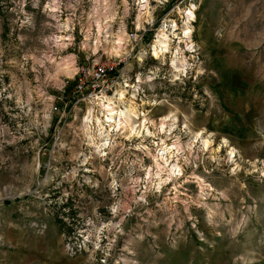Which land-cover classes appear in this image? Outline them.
<instances>
[{
  "label": "rangeland",
  "instance_id": "rangeland-1",
  "mask_svg": "<svg viewBox=\"0 0 264 264\" xmlns=\"http://www.w3.org/2000/svg\"><path fill=\"white\" fill-rule=\"evenodd\" d=\"M108 56L136 133L87 124L104 95L75 103L74 63ZM229 59L234 80L217 66ZM164 146L181 176L156 167ZM25 251L24 264H264V0H0V264Z\"/></svg>",
  "mask_w": 264,
  "mask_h": 264
},
{
  "label": "built area",
  "instance_id": "built-area-1",
  "mask_svg": "<svg viewBox=\"0 0 264 264\" xmlns=\"http://www.w3.org/2000/svg\"><path fill=\"white\" fill-rule=\"evenodd\" d=\"M175 28L177 27L169 23L168 20V22L166 24H163L162 27L159 28V30L157 31L158 33L160 29H162L163 35H165V37L162 38L159 34H157V37L164 39L165 41L164 46L159 43H154L155 45H157L156 48L158 54L163 55L167 52L168 49L166 50L165 48L169 47V31H175ZM127 35L130 41L137 42V40H141L140 37L142 33H129ZM190 41L191 40H187L186 37L185 41L183 42V49L189 51V53H192L194 51V48ZM159 47H161V49H159ZM148 52L152 54V44L149 47ZM120 63V59L115 60L113 57L110 56L104 57L103 60L91 59L89 62L86 63H74L72 92L76 94L77 97L75 99V103L83 102L88 105H93L92 108H94L98 106L96 101L99 100L98 98L100 96L104 95L106 97H111L113 95V93L115 92V88L118 86L119 82L122 83L121 89L124 92V88L128 86V83L127 79L122 77L123 67L120 66ZM89 100H94V102L91 103V101ZM102 111L105 110L102 109ZM85 114L87 113L85 112ZM86 117L87 124L92 126L90 114H87ZM103 123L105 128L106 122ZM124 140L128 141L129 139L127 140V138L124 137Z\"/></svg>",
  "mask_w": 264,
  "mask_h": 264
},
{
  "label": "bare ground",
  "instance_id": "bare-ground-1",
  "mask_svg": "<svg viewBox=\"0 0 264 264\" xmlns=\"http://www.w3.org/2000/svg\"><path fill=\"white\" fill-rule=\"evenodd\" d=\"M195 7H191L188 9V11H185V15H186V24H190L189 20H193L194 18V12L192 9H194ZM149 16V15H148ZM173 26H176L174 25L175 23H171ZM170 32V31H169ZM191 33V30H190V27H186L183 31V35L182 37H187V39H189V34ZM159 35L160 37L164 38L165 35H163V32L161 30V32H159ZM175 35V34H174ZM154 43H159V44H162L164 46L165 44V41L164 39H161L159 37H157V39L155 40ZM121 45V44H120ZM157 45H152V55L156 58L157 57ZM165 48V47H164ZM159 49H161V47H159ZM166 50L168 48H165ZM168 51V50H167ZM175 61H176V58L174 57V59H172V66L174 68H176V71L179 69L178 67H176L175 65ZM183 63V62H181ZM182 70V69H181ZM124 92L123 90L121 89H118L114 95L112 97H106V96H103V99L102 100H99L98 104L100 105V107L105 110V111H102L103 113L101 114V117L102 119H100L99 117L97 116H94L92 114V111L91 108H89L88 110V114H90L91 118L93 117V120L98 128V132L99 134H101L104 130V127H103V124L102 122H106V126H108L110 129L112 128H116V130H119L120 128L122 130L126 129L127 127L129 128L130 131L136 133V130H135V127H133L131 125V120L132 118L134 119H137L139 118V114H137L136 110H135V107L132 105V103H127V102H124V105L123 107H121V109H116V103L119 104V101H123L124 97ZM102 97V96H101ZM101 97H99L98 99H100ZM175 117L173 114H169L168 116L164 117L162 120H163V123L162 125L160 126V132L163 131L164 129V122L167 121V120H171V121H175ZM144 123V122H143ZM142 123V124H143ZM143 127V130L145 129L146 131V135L147 136H151L153 137L152 133L147 129L145 128L144 126ZM127 128V129H128ZM127 131V130H126ZM140 133V131H138V134ZM107 136V133L106 135ZM200 133H196L194 135V140H197V139H200L201 140V144H202V147L207 150L210 145H211V142L207 139V138H203V137H200ZM106 138V137H105ZM106 141V139L104 140ZM107 142V141H106ZM223 143V146H226L227 145V141L226 140H223L222 141ZM95 144V143H93ZM103 146H106V143L105 142H102L100 145H96L94 147H96V149H100L101 147ZM175 150L178 151V149L176 147H174ZM161 150V155L158 159H154V162L156 164V167L157 168H160V164L161 163H158V160L161 161L165 166L168 167V176H174V177H179L182 175L181 173V169H180V166L178 164V161L176 160L173 164H171V161H169V158L171 157V150H172V147H167V146H164ZM234 152V149L233 148H230V150L228 151V155L232 158L234 156L233 154ZM159 179V177H157ZM198 179V178H197ZM196 179V180H197ZM164 180H169V177L164 179ZM163 179H159V182L157 183L158 185V188L161 186V182L164 181ZM200 182H202L201 180H199ZM166 182V181H165ZM204 182V181H203ZM200 186L202 187L203 184L200 183Z\"/></svg>",
  "mask_w": 264,
  "mask_h": 264
},
{
  "label": "crops",
  "instance_id": "crops-1",
  "mask_svg": "<svg viewBox=\"0 0 264 264\" xmlns=\"http://www.w3.org/2000/svg\"><path fill=\"white\" fill-rule=\"evenodd\" d=\"M206 31L207 32H211L210 30H208V29H206ZM233 44L232 43H227L226 45H224V49H225V51L226 52H228V48H231V46H232ZM222 63L223 62H221L220 64H218L217 66H219L220 68H223V71H224V69H225V73H226V75H228L229 76V78L230 79H232V80H234V77H236L235 75L236 74H239L238 72H239V68L238 67H240V65H238V63L237 62H235V61H233V60H231V59H229L228 61H227V64L226 65H222ZM213 64V63H212ZM225 75V76H226ZM227 77V76H226ZM238 77V76H237ZM236 80V79H235ZM232 89H233V92L231 93L232 94V98H239L241 95H240V93H239V87H238V83H235V84H233V87H232ZM231 89V90H232ZM248 115V114H247ZM246 115V116H247ZM250 115V114H249ZM235 122H237V121H235ZM237 124H239V122L237 123ZM234 125L232 124H230L229 126H227V127H223V131L224 132H228V133H230V131H232V132H234L235 131V128L233 127ZM26 252V251H25ZM28 254H30V252L28 251V252H26L25 254H24V256H23V262L22 263H19V262H17L16 264H24V263H26V261H28L29 259H30V256H32V255H28ZM4 257H5V260H4V263L3 264H14V262L12 261V260H7V263H6V255H4ZM8 257H12V255L11 256H8ZM9 259V258H8ZM39 259H40V257H39ZM49 263H51V262H49ZM52 264V263H51Z\"/></svg>",
  "mask_w": 264,
  "mask_h": 264
}]
</instances>
